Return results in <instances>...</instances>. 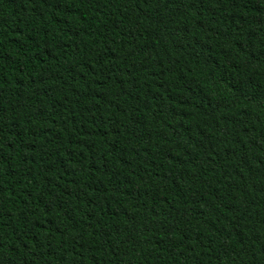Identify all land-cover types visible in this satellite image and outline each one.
I'll list each match as a JSON object with an SVG mask.
<instances>
[{
    "label": "trees",
    "instance_id": "16d2710c",
    "mask_svg": "<svg viewBox=\"0 0 264 264\" xmlns=\"http://www.w3.org/2000/svg\"><path fill=\"white\" fill-rule=\"evenodd\" d=\"M0 264H264V0H0Z\"/></svg>",
    "mask_w": 264,
    "mask_h": 264
}]
</instances>
